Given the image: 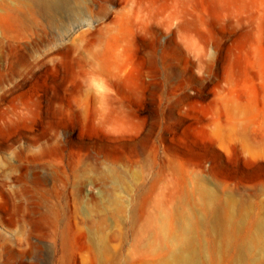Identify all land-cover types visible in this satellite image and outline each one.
Listing matches in <instances>:
<instances>
[{
	"label": "rangeland",
	"instance_id": "1",
	"mask_svg": "<svg viewBox=\"0 0 264 264\" xmlns=\"http://www.w3.org/2000/svg\"><path fill=\"white\" fill-rule=\"evenodd\" d=\"M67 1L0 0V264H264V0Z\"/></svg>",
	"mask_w": 264,
	"mask_h": 264
},
{
	"label": "bare ground",
	"instance_id": "2",
	"mask_svg": "<svg viewBox=\"0 0 264 264\" xmlns=\"http://www.w3.org/2000/svg\"><path fill=\"white\" fill-rule=\"evenodd\" d=\"M33 2H36L39 4L44 10L46 11H51V10H62L69 8V3L67 0H31ZM6 96V95H5ZM23 174V172H21ZM6 182L1 183V188H2V194L0 197V205L5 206V200L7 198V185ZM219 219L216 218L217 223L220 224L218 221ZM26 221V220H25ZM25 223V222H24ZM27 223V221H26ZM30 223V222H29ZM262 226H259V233H255V235H251L253 238H263L264 237V223L261 224ZM165 226H163L164 228ZM257 229V228H256ZM184 232H186V236L184 238V241L189 242L190 237H189V232L190 228L189 226H184ZM251 242V241H248ZM236 251H238V258L239 260L245 259V258H250L249 261L246 264H263L262 261L255 260L252 253L248 250L246 245L242 243L240 246L237 245L234 247ZM104 252V249H101ZM163 264H169L168 262H163ZM172 264H197V253H196V248L193 247L190 243H186L183 246H181L178 250H176L173 254V263Z\"/></svg>",
	"mask_w": 264,
	"mask_h": 264
}]
</instances>
